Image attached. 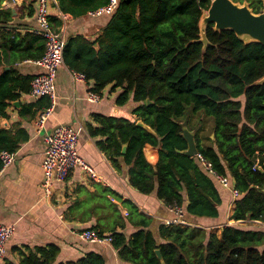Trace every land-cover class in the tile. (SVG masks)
Here are the masks:
<instances>
[{"label":"trees","instance_id":"trees-1","mask_svg":"<svg viewBox=\"0 0 264 264\" xmlns=\"http://www.w3.org/2000/svg\"><path fill=\"white\" fill-rule=\"evenodd\" d=\"M7 1L11 0H0V154L16 153L28 140L24 131L1 125L9 105L30 93L34 78L18 75L13 67L40 60L46 50L41 36H22L11 27L12 12L3 10ZM211 1L118 0L115 13L96 39L81 35L67 39L65 66L93 83L91 93L101 97L107 88L120 90L118 106L138 104L132 118L95 115L96 126L88 127L115 170L126 166L131 188L142 195L156 193L169 209H181L186 223L198 225L191 220L204 218L222 225L220 234L165 222L154 227V220L131 201L119 198L125 214L115 205L106 208L102 192H97L99 199L90 217L96 224L89 230L111 239L122 264H264V227L241 224H264V83L259 84L264 78V47L245 44L231 31L215 32L212 24L207 45L201 42L200 22ZM232 1L247 3L255 14L263 9L262 0ZM57 2L62 13L81 18L110 0ZM50 20L58 29L59 20ZM4 60L11 71L7 72ZM40 100H47L41 112L50 101ZM201 112L214 120L215 139L209 138L207 145L200 135L203 128L195 132L191 125V116ZM184 128L194 134L198 155L217 174L228 177L239 192L232 224L226 221L228 205L222 187L197 156L186 155ZM147 147L157 151L156 165L147 160ZM128 226L134 230L130 235ZM13 252L20 257L19 264H106L96 253L59 262L61 250L56 245Z\"/></svg>","mask_w":264,"mask_h":264},{"label":"crops","instance_id":"crops-1","mask_svg":"<svg viewBox=\"0 0 264 264\" xmlns=\"http://www.w3.org/2000/svg\"><path fill=\"white\" fill-rule=\"evenodd\" d=\"M37 0H11L3 4V10L12 12V28L22 36L37 34ZM58 2L51 6V17L59 20L58 29L65 32L66 39L72 35H81L88 39H96L110 20L109 14L94 15L89 13L81 18H74L70 14L62 13L58 9ZM39 36V35H38ZM8 71L13 68L18 75L35 77L42 69L34 61L17 63L13 68L4 60ZM93 83L75 81L68 67L59 69L56 78L57 104L53 114L49 117L43 133H38L36 121L40 114V106L47 102L33 100L29 94H21L17 101L7 108V117L1 119L7 130L24 131L28 140L16 152L15 161L0 170V225L14 226L15 233L7 244V251L2 264L9 261L19 264L20 257L13 249L24 247H46L56 245L60 248L59 262L76 261L87 254L102 255L106 264H122L117 251L111 243H92L81 239V233L94 227L95 218L92 217V206L99 198L97 192H102L101 200L106 208L111 205L126 214L123 201L134 203L141 213L153 219L154 227L165 220L175 218L174 212L160 201L156 193L142 195L128 184V168L118 172L106 155L97 146L98 138H92L88 127L96 126L95 115L132 118L133 109L138 105L129 102L124 107L116 104L120 90L112 92L107 88L103 96L97 101H91ZM19 103L18 106L14 103ZM65 125L79 131L78 152L83 160L94 170L98 180L84 174L81 169L71 173L64 183H56L53 197L44 198L42 189L43 161L46 150L45 135L56 127ZM147 160L156 165L158 154L152 148L144 150ZM104 191V192H103ZM225 203L228 205L226 221L229 224L235 208V199L231 192L221 188ZM76 213V216L72 214ZM193 225L198 228L218 230L221 226L212 219L193 218ZM264 227L261 222H242ZM192 225V224H191ZM134 230L128 226L126 232L130 235Z\"/></svg>","mask_w":264,"mask_h":264},{"label":"built area","instance_id":"built-area-1","mask_svg":"<svg viewBox=\"0 0 264 264\" xmlns=\"http://www.w3.org/2000/svg\"><path fill=\"white\" fill-rule=\"evenodd\" d=\"M36 20L38 24L37 34L45 40L46 50L44 56L35 61V64L42 69V73L35 76L31 82L30 97L38 101L41 98H48L50 106L41 111L36 121L38 133H43L49 117L53 114L57 104L56 78L61 67L65 66L64 51L66 46V35L62 29H55L51 23V6L55 0H37ZM118 7V0H110L109 4L92 14L103 15L113 14ZM75 81H86L81 74L71 72ZM91 101H97L99 96L91 93ZM79 131L70 127L61 125L48 132L44 137L46 147L43 161V182L42 189L44 198L51 199L54 194L56 183H64L71 173L76 169L90 176L94 180L98 177L94 170L83 160L78 152ZM204 169L214 177L217 183L224 189L231 192L234 199L240 194L235 189L234 184L228 177L221 176L213 169L212 165L201 155H197ZM3 168L11 165L16 159V153L3 152L0 154ZM175 218L165 220L167 225H180L194 227L183 221V211L181 209L172 210ZM15 233L14 226L0 225V264H2L9 240ZM81 239L92 243H111L109 238H100L94 231H84L81 233Z\"/></svg>","mask_w":264,"mask_h":264},{"label":"water","instance_id":"water-1","mask_svg":"<svg viewBox=\"0 0 264 264\" xmlns=\"http://www.w3.org/2000/svg\"><path fill=\"white\" fill-rule=\"evenodd\" d=\"M263 9L259 14H255L247 3H234L232 0H212L208 11H206L200 22L201 42L207 45V29L209 25L214 26L215 32L231 31L245 44L258 43L264 47V0ZM98 48V45L96 46ZM264 83V78L259 84ZM19 103H14L18 106ZM147 104H151L148 100ZM2 127H5L1 123ZM138 126L150 130L143 122H138ZM183 136L188 143L187 156L195 157L198 149L195 136L187 128L183 129ZM212 140L215 135L212 134ZM127 145L123 147V154L126 153ZM159 259L163 261L161 254L157 251Z\"/></svg>","mask_w":264,"mask_h":264},{"label":"rangeland","instance_id":"rangeland-1","mask_svg":"<svg viewBox=\"0 0 264 264\" xmlns=\"http://www.w3.org/2000/svg\"><path fill=\"white\" fill-rule=\"evenodd\" d=\"M191 125L196 132L201 127L203 132H201V137L204 139V143L209 144V138L212 137V130L214 127V120L211 117L205 116L202 112L196 116H191ZM212 139V138H211ZM198 228V227H196ZM215 233H219L218 230H213Z\"/></svg>","mask_w":264,"mask_h":264}]
</instances>
